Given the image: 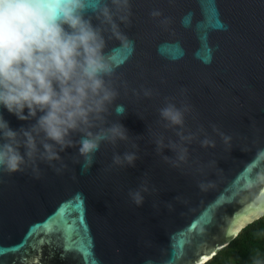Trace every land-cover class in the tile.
Wrapping results in <instances>:
<instances>
[{"label": "water", "instance_id": "95a60500", "mask_svg": "<svg viewBox=\"0 0 264 264\" xmlns=\"http://www.w3.org/2000/svg\"><path fill=\"white\" fill-rule=\"evenodd\" d=\"M130 8L120 31L131 49L104 33L116 96L101 125H122L128 139L102 143L90 161L68 149L60 174L45 163L39 179L30 168L0 172V264H205L264 215V192L243 190L264 171L256 161L264 151V0H130ZM85 16L98 23L91 9ZM167 103L190 108L182 131L195 138L183 145V163L157 150L161 137L180 143L160 118ZM0 114L14 130L27 127ZM130 152L134 166L114 163Z\"/></svg>", "mask_w": 264, "mask_h": 264}, {"label": "clouds", "instance_id": "9594fccd", "mask_svg": "<svg viewBox=\"0 0 264 264\" xmlns=\"http://www.w3.org/2000/svg\"><path fill=\"white\" fill-rule=\"evenodd\" d=\"M86 9L96 14L98 23L86 18ZM130 16V0H0V109L27 123L14 130L0 114V172L15 174L30 168L39 179V164L45 163L60 174L57 164L68 149L75 147L90 161L102 143L128 139L122 125H101L116 96L107 80L114 68L104 55V33L131 49L120 31ZM123 111L117 108L118 113ZM189 111V106L178 108L173 103L160 110L165 127L179 130L180 143L165 144L161 137L157 150L167 147L181 163L188 154L183 145L195 138L182 131ZM220 135L225 143L231 139ZM202 146L215 145L205 139ZM136 159L130 152L116 155L114 163L131 167ZM256 161L264 163V151L257 153ZM256 187L264 192V171H255L243 190ZM130 196L138 207L143 205L140 191Z\"/></svg>", "mask_w": 264, "mask_h": 264}, {"label": "trees", "instance_id": "16d2710c", "mask_svg": "<svg viewBox=\"0 0 264 264\" xmlns=\"http://www.w3.org/2000/svg\"><path fill=\"white\" fill-rule=\"evenodd\" d=\"M205 264H264V215L244 226Z\"/></svg>", "mask_w": 264, "mask_h": 264}, {"label": "rangeland", "instance_id": "374dc122", "mask_svg": "<svg viewBox=\"0 0 264 264\" xmlns=\"http://www.w3.org/2000/svg\"><path fill=\"white\" fill-rule=\"evenodd\" d=\"M258 219V218H257ZM242 229V228H241Z\"/></svg>", "mask_w": 264, "mask_h": 264}]
</instances>
